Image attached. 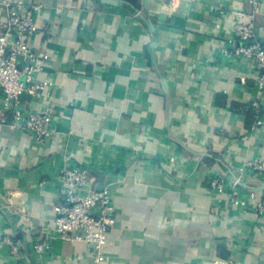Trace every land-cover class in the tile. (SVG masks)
<instances>
[{
  "label": "crops",
  "instance_id": "1",
  "mask_svg": "<svg viewBox=\"0 0 264 264\" xmlns=\"http://www.w3.org/2000/svg\"><path fill=\"white\" fill-rule=\"evenodd\" d=\"M13 1L0 0V31ZM22 1L41 5L27 41L48 55L36 80L47 83L53 132L37 146L1 115L0 237L29 264H92L85 242L54 237L50 254L30 251L63 199L61 171L82 165L115 208L101 264H264V214L206 184L264 157V122L247 114L260 70L221 53L247 0ZM254 32L264 42V15ZM263 185L244 172L238 188ZM0 264H17L6 246Z\"/></svg>",
  "mask_w": 264,
  "mask_h": 264
},
{
  "label": "built area",
  "instance_id": "2",
  "mask_svg": "<svg viewBox=\"0 0 264 264\" xmlns=\"http://www.w3.org/2000/svg\"><path fill=\"white\" fill-rule=\"evenodd\" d=\"M8 8L4 29L0 31V117L10 112L12 127L18 132L33 136L35 145L44 146L52 135L53 107L44 96L45 80H36L43 70L48 55L28 44L35 31L34 16L40 4L22 0L5 3ZM249 6L237 13L233 24L230 49H223L226 57L239 56L250 59L260 70L255 79L258 94L251 102L256 110L254 126L264 119V42L255 36L256 17L264 15L263 0H247ZM25 93L26 98H19ZM28 101V104H25ZM38 102L39 106L30 104ZM244 172L264 179V157H250L236 162V175L225 181L220 175H209L206 184L210 191L226 193L229 201L242 211L264 214V188L258 194L252 189L238 188ZM63 199L55 203L52 226L34 237L30 251L50 254L51 239L58 237L70 243L85 242L91 247L92 264H101L108 233L115 223L112 195L106 188L97 189L89 170L82 165H72L61 171ZM6 246L17 264H29L17 240L9 235L0 237V248Z\"/></svg>",
  "mask_w": 264,
  "mask_h": 264
},
{
  "label": "water",
  "instance_id": "3",
  "mask_svg": "<svg viewBox=\"0 0 264 264\" xmlns=\"http://www.w3.org/2000/svg\"><path fill=\"white\" fill-rule=\"evenodd\" d=\"M100 1V3H102V4H108V5H118L120 2L122 3H126L124 0H99ZM151 27H153L152 25H150ZM19 98L21 99V98H28V95H26L25 93H22V94H20L19 95ZM102 188V186L101 185H99L98 187H97V189H101ZM264 188V185H263V187H262V189Z\"/></svg>",
  "mask_w": 264,
  "mask_h": 264
},
{
  "label": "trees",
  "instance_id": "4",
  "mask_svg": "<svg viewBox=\"0 0 264 264\" xmlns=\"http://www.w3.org/2000/svg\"><path fill=\"white\" fill-rule=\"evenodd\" d=\"M126 3H131L135 9H137L139 7V3L138 0H124ZM8 114L11 116V113L8 112ZM247 114L249 115V117L252 119V122L255 120V111L252 110V112L248 111Z\"/></svg>",
  "mask_w": 264,
  "mask_h": 264
}]
</instances>
